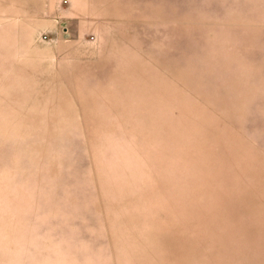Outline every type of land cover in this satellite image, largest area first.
I'll return each mask as SVG.
<instances>
[{
  "label": "rangeland",
  "instance_id": "374dc122",
  "mask_svg": "<svg viewBox=\"0 0 264 264\" xmlns=\"http://www.w3.org/2000/svg\"><path fill=\"white\" fill-rule=\"evenodd\" d=\"M0 264H264V0H0Z\"/></svg>",
  "mask_w": 264,
  "mask_h": 264
}]
</instances>
